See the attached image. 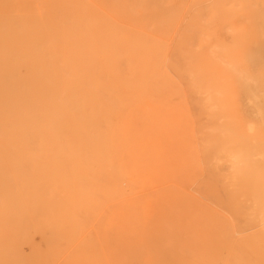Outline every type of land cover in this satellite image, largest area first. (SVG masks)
I'll use <instances>...</instances> for the list:
<instances>
[{
  "label": "bare ground",
  "instance_id": "6f19581e",
  "mask_svg": "<svg viewBox=\"0 0 264 264\" xmlns=\"http://www.w3.org/2000/svg\"><path fill=\"white\" fill-rule=\"evenodd\" d=\"M251 4L227 33L183 27L171 43L168 13L0 0V249L95 253L92 223L123 189H215L264 218V0Z\"/></svg>",
  "mask_w": 264,
  "mask_h": 264
},
{
  "label": "rangeland",
  "instance_id": "374dc122",
  "mask_svg": "<svg viewBox=\"0 0 264 264\" xmlns=\"http://www.w3.org/2000/svg\"><path fill=\"white\" fill-rule=\"evenodd\" d=\"M60 4L70 16L104 9L158 21L168 13L166 41L171 43L180 40L176 29L183 27L227 33L254 8L251 0H55ZM214 192L193 185L109 191L112 199L101 207L103 216L92 223L100 231L95 253L32 252L20 243L16 250L0 249V264H264V218L231 204L223 191L218 198Z\"/></svg>",
  "mask_w": 264,
  "mask_h": 264
}]
</instances>
